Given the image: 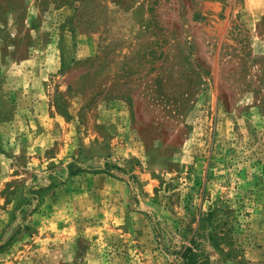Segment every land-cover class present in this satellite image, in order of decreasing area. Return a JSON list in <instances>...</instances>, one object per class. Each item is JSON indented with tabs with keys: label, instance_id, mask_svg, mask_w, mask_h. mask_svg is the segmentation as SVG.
<instances>
[{
	"label": "rangeland",
	"instance_id": "374dc122",
	"mask_svg": "<svg viewBox=\"0 0 264 264\" xmlns=\"http://www.w3.org/2000/svg\"><path fill=\"white\" fill-rule=\"evenodd\" d=\"M190 237L264 264V0H0V264Z\"/></svg>",
	"mask_w": 264,
	"mask_h": 264
},
{
	"label": "trees",
	"instance_id": "16d2710c",
	"mask_svg": "<svg viewBox=\"0 0 264 264\" xmlns=\"http://www.w3.org/2000/svg\"><path fill=\"white\" fill-rule=\"evenodd\" d=\"M208 214H210V212ZM189 241L191 242L190 245H180L178 250V257L180 261L173 264H216L208 257L207 254L198 249V243H196L192 237H190Z\"/></svg>",
	"mask_w": 264,
	"mask_h": 264
}]
</instances>
